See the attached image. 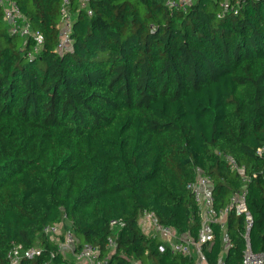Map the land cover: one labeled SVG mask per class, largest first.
<instances>
[{
    "label": "trees",
    "instance_id": "trees-1",
    "mask_svg": "<svg viewBox=\"0 0 264 264\" xmlns=\"http://www.w3.org/2000/svg\"><path fill=\"white\" fill-rule=\"evenodd\" d=\"M16 1L46 42L30 59L32 40L9 35L0 6V264L12 243L42 249L21 264H80L58 251L63 235L43 231L60 222L102 264H194L146 235L139 217L154 212L195 238L202 221L188 182L207 174L214 208L229 207L242 177L228 157L251 178L248 237L264 250V0L225 17L224 0L183 10L166 0H89L92 14L71 0L73 45L63 54L62 0ZM112 218L126 223L114 249ZM226 221L203 254L241 264L244 217L229 209Z\"/></svg>",
    "mask_w": 264,
    "mask_h": 264
},
{
    "label": "built area",
    "instance_id": "built-area-1",
    "mask_svg": "<svg viewBox=\"0 0 264 264\" xmlns=\"http://www.w3.org/2000/svg\"><path fill=\"white\" fill-rule=\"evenodd\" d=\"M80 6L87 9L88 14H92L90 9L89 0H78ZM195 0H166L171 9L183 10L186 9ZM246 0H224L221 3V10L218 13L219 17L226 15L237 14L240 8L244 5ZM2 8V21L7 26L9 35H18L25 42L32 40L31 49L27 52L28 57L34 58L36 54L40 53L45 46V38L40 31L34 30L32 24L21 10V5L16 0H0ZM71 0H62L60 8V21L57 25L59 31V40L56 45V51L60 54L72 49L73 38L71 32L73 30L74 20ZM259 153H264V146L257 149ZM231 164V169L240 172L242 177V187L238 192H235L231 199L229 207L217 211L214 208V194L213 184L210 177L203 172H200L197 177L188 182L189 187L194 195L196 204L199 206L201 216V227L194 238L189 233L178 234L173 227L163 225L158 221L154 212L144 210L140 217L139 223L141 224L143 232L148 236H158L165 243L164 245L170 248L171 253H178L185 257L194 256V264H226L222 257L219 258L217 263H210L206 260L203 254L205 245L214 241L215 231L214 226L220 225L223 232L226 231L229 209H233L236 216H243L246 225V246L243 250V257L241 264H264V250L254 251L251 247L250 237H248L249 230L253 225L252 214L249 210L247 200L248 186L250 177L245 173V169L238 165L235 160L228 157ZM112 234L108 235L107 246L114 249L117 246L114 234L121 230L126 223L121 218H112L109 221ZM44 233L51 236L52 239L63 235V239L56 240L59 242V252L65 257L71 255L79 262H89V264H102L98 258V250L91 243L85 244L81 249L77 250L78 242L74 232L70 230L64 231L63 223H54L53 225H46ZM8 251L7 259L9 264H21L23 258L33 259L40 255L42 252L41 247L34 246L25 248L22 244H14ZM230 245L228 241L227 246ZM164 250V246H160ZM48 264H55L53 261ZM61 264H65L64 262Z\"/></svg>",
    "mask_w": 264,
    "mask_h": 264
},
{
    "label": "crops",
    "instance_id": "crops-1",
    "mask_svg": "<svg viewBox=\"0 0 264 264\" xmlns=\"http://www.w3.org/2000/svg\"><path fill=\"white\" fill-rule=\"evenodd\" d=\"M4 27L7 29V26H6V24L4 23ZM224 238H225V241H226V245H225V247L227 248V244H228V241H230L229 240V238L228 237H226L225 235H224ZM225 248V249H226ZM195 260V259H194ZM81 264V263H80ZM82 264H89V262H82Z\"/></svg>",
    "mask_w": 264,
    "mask_h": 264
},
{
    "label": "rangeland",
    "instance_id": "rangeland-1",
    "mask_svg": "<svg viewBox=\"0 0 264 264\" xmlns=\"http://www.w3.org/2000/svg\"><path fill=\"white\" fill-rule=\"evenodd\" d=\"M82 264V263H81Z\"/></svg>",
    "mask_w": 264,
    "mask_h": 264
}]
</instances>
